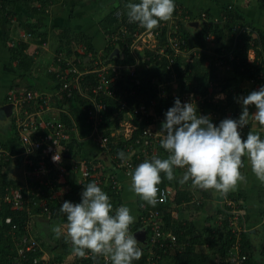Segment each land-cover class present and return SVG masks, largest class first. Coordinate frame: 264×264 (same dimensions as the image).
I'll return each mask as SVG.
<instances>
[{
  "label": "built area",
  "instance_id": "1",
  "mask_svg": "<svg viewBox=\"0 0 264 264\" xmlns=\"http://www.w3.org/2000/svg\"><path fill=\"white\" fill-rule=\"evenodd\" d=\"M115 15L124 22L110 39L117 46L120 40L127 44L129 54L125 60L107 61L99 53L93 60L91 68L87 66L83 68L81 65L85 48L82 45L76 46L70 54L65 50H57L52 68L56 73L57 88H54L53 91H44L15 86L10 87L5 94V102L12 104L13 126L21 141L19 153H14L0 142V225L11 223L8 230L11 232L15 243L14 253L11 254V260L8 264H47L50 262L51 256H57L55 252L50 256L46 251L43 241L34 229L33 221L37 214L46 213L48 217L50 216L52 210L50 198L53 199V202L56 200L59 203L65 201L78 203L77 200L64 199V194L69 191L67 179L71 171L74 172L78 181L92 178V182H96L103 191L112 193V191H119L123 187V179L120 174L131 179L129 173L133 172L145 159L168 154L161 147L160 142L163 139V134L158 133L165 121L164 114L157 110L159 98L169 93L181 95V103H194L198 108V114L210 116L211 119L220 117L224 120L228 115L236 112L235 107H232L231 110L228 108L225 116L220 114L218 108L206 109L203 106L205 101L220 102L221 105L226 104L224 92L223 98H221V91L211 95V88L205 94L194 90L180 93L178 83L175 82L177 81L178 67L183 66L185 62L193 61L194 57H205V52L215 51L213 47L207 49L206 46L194 45L186 41L180 31L183 21L189 23L193 20L205 19L207 16L205 11H202L199 16H192L184 6L177 4V13L173 14L172 19L167 22L162 21L159 27L151 31L140 27L137 23L125 22L123 9L117 10ZM249 29L251 28L248 25L242 26L244 31ZM21 34L22 38L32 36L28 30L21 32ZM213 38L214 35L207 37L209 46L213 45ZM11 44L13 42L9 41V45ZM146 49L155 51L160 59H163V56L166 57L167 63L164 72L167 73V80L154 76L150 86L156 90L150 98V103L147 104L142 101L139 104H131L128 99L134 96L145 83L143 77L146 74L147 66L143 64L144 58L139 53L146 51ZM255 58L256 56L252 59L249 57L250 60ZM209 60L205 57L203 62L208 63ZM90 72H97L99 79L90 86H84L85 74ZM120 79L124 81V85L127 84L126 87L122 85V82H118ZM74 94V97L85 96L89 99L85 104H77L80 112L87 117L86 122L89 128L87 135L81 133L80 124L73 117L74 115L65 111L67 109L64 106L69 103L64 99ZM104 96L119 98L120 109L124 110L118 129H113L114 126L111 127L113 129L112 134L122 133L127 139L132 138L134 130L137 128L134 117L137 115L140 120H143L145 115L153 116V120L147 121L148 123L138 133L135 140L127 144L131 156L123 161L117 153L112 151L110 136L103 133L100 125L103 119L102 110L108 108ZM55 97L62 98L65 104L62 107H56V104L53 103ZM25 104H29L30 107L26 108ZM54 108L59 111L57 115H46L48 111ZM60 113L67 114L69 119L65 120ZM146 131H150V133L146 134ZM87 137L92 138L98 147V151L93 155L103 158V162L94 161L93 155L91 158H87L86 154L72 157L66 150L71 143L79 144V148H83L82 144ZM74 139L75 142H73ZM57 154H59L60 160L54 162L53 157ZM17 155L22 156L23 161L28 164L27 173L29 176H43V174L51 171L52 163L56 164L59 174L58 181L60 182L58 187L53 184V181L44 178H41L38 184H31L30 181L19 185L3 182L2 169L7 168L8 163ZM67 156L71 158V161L67 160L69 163L72 162L71 169L68 162H64ZM158 187L162 194V200L161 196L158 195V203L169 202L174 194L173 187L162 183ZM114 202L112 203L114 206L116 204L122 205L118 199ZM226 202L230 206L232 205L227 221L228 227L234 235V242L229 250V259L231 264H243L248 255L242 251L239 236L240 233L247 230V225L242 220V211L234 205V200L226 199ZM4 204H8L13 210L27 209L29 218L23 222V233L18 234L19 224L13 221L12 216L2 214ZM140 205L141 210L137 218L140 220V225L138 228L130 226V231L134 233L142 228L146 230L147 244L146 246L140 245L143 251L147 253L143 264H164L167 254L175 250H184L188 242L181 240L179 234L172 229L164 228L165 221L161 209L153 208L147 202H142ZM216 224H222V218H218ZM68 244L72 245L70 239ZM37 251L41 253L34 256H30L28 253ZM85 257L93 259V264L95 262L111 264V261L106 260L103 256L93 258L90 252ZM73 263L78 264V262Z\"/></svg>",
  "mask_w": 264,
  "mask_h": 264
},
{
  "label": "trees",
  "instance_id": "2",
  "mask_svg": "<svg viewBox=\"0 0 264 264\" xmlns=\"http://www.w3.org/2000/svg\"><path fill=\"white\" fill-rule=\"evenodd\" d=\"M52 1L53 0H0V20H4V22L9 24L12 21V16L14 17L15 15L19 14L18 9L15 7L16 3L21 4L24 8H26V10H29L33 14H43L45 13V8L49 6ZM257 1L262 7H264V0ZM130 2L139 3L140 0H118L112 10L103 19L105 20V22H103L105 34H107V43L103 51V57L107 61L116 62L120 61V59L125 60L127 54H129V48L124 41L120 40L119 45L117 46L110 38L112 34L117 31V27L119 26L117 23L118 17L115 15V12L119 9H123L124 18H126L128 11L126 5ZM217 3L223 8V22L218 21L215 18L210 7H205V10H203L206 12L207 16L202 25L195 27L194 25L189 24L187 21L182 22L180 31L186 41H189L194 45L203 47L206 46L207 49L213 47L215 51L205 52V57L210 59L208 63H204L203 61L205 57L201 56L194 57L193 61L191 60L189 62H185L183 66L178 67L176 80L178 81L177 83L180 93L187 90H194L205 94L210 91V88L211 95L220 91L225 92L226 104L221 105L220 102L205 101L203 106L206 109L210 107L218 108L220 114L226 116L227 108L232 104L237 105L239 103L240 97H245L254 91L253 89L255 83L258 82L261 85L264 83V25L252 21L247 15L244 17L245 19L242 18V15L244 14L237 7L231 6V3L229 4L227 2H220L219 0H217ZM175 4L176 8L174 14L177 13V4H179V2L175 0ZM191 15L193 16L192 13ZM25 21V29L32 33L31 38L34 39L37 38V36L42 35V31L40 30L44 25L43 18H37L36 21H30L29 18H25ZM243 25H248L251 29L244 31L242 30ZM15 27L17 28V24ZM63 30V33H65L61 35V43L58 50H65L70 54L74 51L76 46L82 45L85 48L82 62L84 66L91 68L93 66V60L99 54V50L94 44L91 36L85 32H70L69 30L66 31L67 29ZM209 35H214V38L212 39V42L214 43L210 46L207 43V37ZM225 38H227L226 42H224ZM10 39L13 42V44L9 45L11 59L18 60L16 66L18 69L22 70L23 75L26 76L29 74L28 69L32 65V56L28 55L26 52L28 41L24 39L17 40L16 38ZM250 48H253L256 51V58L254 60H249L248 51ZM146 51L145 53L140 51L139 54L144 58L143 64L149 67L150 71L144 75L143 82L145 83L142 85V87L137 90V93L134 96L128 99L131 104H139L142 101L146 102L147 104L150 103V98L155 94L156 90L154 87L150 86L154 76L161 77L162 80H167V73L164 72L165 65L167 63L166 57L163 56V59H160L155 51L149 49H146ZM88 56L89 58H87ZM180 58L182 59V57ZM84 66L81 65L83 68ZM53 74V81L56 82L57 77L55 71ZM98 79L99 75L97 72L87 73L83 79L84 86H90L96 83ZM247 80H249V82L255 83H252L250 86H246L244 82ZM118 82H122V85H124L123 80L120 79ZM124 86L126 87L127 84ZM11 87H13V85ZM54 87L57 88L58 84L56 83ZM74 96L75 94L71 97H66L64 100H66L69 104L75 105L78 103L85 104L89 100L85 96ZM176 98L181 100V95H171L169 93L158 99L157 110L160 111L161 114H164L163 118L165 120V114L169 108L174 106ZM104 99L108 104V108L102 110L103 119L100 125L103 129V133L110 136L113 152L117 153L118 155V152L122 150L125 152L126 156L129 157L131 156V153L130 150L127 149V144H130L135 140V138L138 136V133L142 131L145 124L148 123L147 121L153 120V116L145 115L143 120H140L139 116L137 115L134 117L137 128L134 130L132 138L127 139L122 133L112 134L113 129H118L124 110L120 109L121 102L119 98L113 96H104ZM53 103L59 106L65 104V101H63L62 98L55 97ZM25 106L26 108L30 107L29 104H25ZM65 117L67 118V116ZM67 119H69V117ZM211 120L215 125L219 126L222 118H213ZM112 126H114L113 129H111ZM73 142H75V139ZM83 145L84 144H82V147ZM66 150L72 155V157L86 154L82 148H79V144L76 145L75 143H71ZM86 157L91 158L92 156L90 154H86ZM159 158H162V154ZM92 159L96 162L98 160L103 162V158L98 156H94ZM67 160L71 161V158H68L67 156L64 162H68ZM71 164L72 162H68L70 169L72 167ZM51 167V171L43 174V176L32 175L29 179L30 183L38 184L40 182L39 180L44 178L53 181V184L58 187L60 184L58 181V167L54 163L51 164ZM7 168L2 169V178H5ZM162 174L163 173H161V176ZM67 182L69 185V191L64 194V199L77 200V202L80 203L85 185L91 183L92 178L78 181L74 175V172L71 171L68 174ZM161 183H167L163 176ZM41 184L44 185V183ZM186 184L191 185V181ZM123 190L124 188L122 187V189L119 191L115 190L112 191V193L106 192V194H108L110 197V202L115 203L114 201L116 199L122 202ZM176 190L177 191L173 200L167 203H157L156 206H152L153 208L161 209L165 221L164 228L172 229L179 234L181 240H187L188 242L187 247L184 250H175L167 254L165 256L164 264H206L210 262V250L212 249H214L216 256H218V262H216V264H231L229 259V250L233 245L234 235L228 227L227 221L229 214L228 211L231 208L230 205H226L225 207L221 208L222 214L220 217L222 218V224L209 222L206 228V233L203 234V232L200 233L197 231L195 223L192 220L178 219L172 215L173 202L180 203L183 200H189L191 198V194L187 189L176 187ZM50 199V206L52 208L50 216L48 217L46 213L41 216L48 218L52 222L60 220L63 216L66 217L59 211L63 203H59L56 200L53 202V199ZM138 199L139 204L145 202L139 196ZM119 206L120 205L116 204L113 209L115 210ZM139 209L141 210V205H139ZM26 210H13L8 204H4L2 214L5 216H12L13 221L19 224L17 229L18 234L24 232L22 227L23 222L29 218V213ZM10 225L11 223L9 222L0 225V242L3 243V246L0 249V264H8V262L11 260V254L14 253L15 243L13 242L11 232L8 230ZM139 225L140 220L136 219L135 223L132 224L131 227L138 228ZM202 242L208 244L207 250L210 252H205L203 251L204 249L202 250L197 248V245ZM243 243H245V245L247 243V253L250 255L252 253V244L245 237L243 239ZM68 249L72 252V248L69 247ZM28 253L30 256H34L39 255L41 252L37 251ZM57 256L61 255L57 254ZM74 256V262H78V264H93L94 262V260L91 258L79 257L76 255ZM146 256L147 253L143 251L142 258L139 261H134L133 264H143ZM167 257L168 262L166 260ZM248 260L249 259H246V261ZM95 264L101 263L95 262Z\"/></svg>",
  "mask_w": 264,
  "mask_h": 264
},
{
  "label": "crops",
  "instance_id": "3",
  "mask_svg": "<svg viewBox=\"0 0 264 264\" xmlns=\"http://www.w3.org/2000/svg\"><path fill=\"white\" fill-rule=\"evenodd\" d=\"M117 1L118 0H53L52 3L45 8V13L43 14H33L29 10H26L21 4L16 3L15 7L18 9L19 14L14 17L12 16V21L9 24L4 22V20H0V33L2 32L0 34V113L3 116L2 118H5V110L2 107L6 103L5 94L12 85L13 87L40 89L44 91H53L54 88H56L54 86L57 82L53 81L54 71L52 68L54 66L56 51L61 43V35L65 33H63V29H67L66 31L69 30L70 32H85L91 36L99 53L102 55L104 54L103 51L107 43V34H105L103 23L105 20L103 19L112 10ZM177 1L194 16H199V14L205 10V7H210L215 18L223 22V8L217 3V0ZM219 1L231 3V6L237 7L244 14L242 18L247 15L252 21L264 25V7H262L257 0ZM25 18H29L30 21L43 18L44 25L40 30L42 31L41 36H37V38L34 39L31 37L22 38L21 32L26 30ZM204 20L205 19H197L196 21H199L198 26L202 25ZM126 21H128L127 17L125 18V22ZM123 22L124 21H120L119 19L117 20L119 26L123 24ZM16 24L17 28L15 27ZM10 38H16L17 40L25 39L28 41L26 52L28 55L32 56V65L28 69L29 74L26 76L23 75L22 70L17 68L16 64L18 60L11 59L10 46L8 47L6 43L7 40L11 41ZM226 41L227 38H225L224 42ZM248 52L250 59L256 56L255 49L250 48ZM82 65L84 66L83 63ZM252 83L254 84L255 82H249V80L244 82L246 86H250ZM262 84L263 85L258 82L255 83L253 90L255 91V89L264 86V83ZM224 95L226 96L225 92ZM62 106L63 105H56V107ZM64 107L67 109L65 111L72 113L74 115L73 117L80 124L81 133L87 135L89 128L87 126L86 116L80 112L79 105L66 103ZM232 107L236 108V112L228 115L227 118L239 119L242 113V104L240 102L237 105L232 104L228 107L229 110H231ZM256 111L255 105L249 106V124L240 129L243 139L247 138V134L250 131L259 133L261 138L264 139V126L259 125L251 116V114H254ZM58 112L59 111L54 108L48 111L46 115H57ZM60 115L65 120H68L67 114L60 113ZM65 116H67V118ZM13 119V114L11 112V117H9V119L0 120V142L5 144L4 146L8 147L14 153H19L21 150V141L13 126ZM83 144L82 149L86 154L92 156L98 151L96 143L90 137L85 138ZM167 156L168 154H162V158H166ZM243 159L245 166L241 169V172L246 176V182H241L236 190L230 191L227 195H222L214 190L193 188L189 184L181 185L179 179L182 178L186 169H174L175 178L172 181L167 180L164 173L162 176L167 182L166 184L173 186L174 189V194L170 201L173 200L176 194V187L189 191L191 194L189 200H183L180 203H172V215L178 219L192 220L195 223L197 231L200 233H206L209 222L216 223L218 218H221V208L229 205L226 199L234 200V205L242 211V220L247 225V230L240 233L239 236V240L242 243V251L248 255L247 259H249L248 261L245 260L243 264H264V183L260 182L251 171L250 162L247 157ZM28 167V164L23 161L22 156H14L8 165L5 178H2V181L11 185H19L29 181L31 176L27 173ZM120 176L123 179L124 188L122 192V204L128 206L131 209L132 215L137 219L140 214L138 196L130 190L131 179H127L124 174H120ZM66 223V217L64 216L56 222H52L39 214L34 217V229L37 231L38 237L43 241V246L44 248L46 247V251H48L50 256L54 252L61 255L51 256L50 259L52 260L48 264H74L72 261L74 262L75 256L73 252L68 249L69 247L73 248V245H68V240L70 238H66V235H62L57 239L52 231L53 227L57 225L63 226ZM244 237L252 244V253L250 255L247 253V243L246 245L243 243ZM2 246L3 243L0 242V249ZM197 248L204 249L203 251L205 252L211 251L210 262L206 264H216V262H218V256H216L214 249L210 251L207 250V243L202 242L197 245ZM167 259L168 257L166 260Z\"/></svg>",
  "mask_w": 264,
  "mask_h": 264
},
{
  "label": "clouds",
  "instance_id": "4",
  "mask_svg": "<svg viewBox=\"0 0 264 264\" xmlns=\"http://www.w3.org/2000/svg\"><path fill=\"white\" fill-rule=\"evenodd\" d=\"M126 8L129 23L151 31L162 21L172 19L176 4L175 0H140L128 3ZM239 102L243 106L239 119L226 118L217 126L210 116L198 114L194 103H181L176 98L158 132L163 134L160 143L168 156H153L140 163L129 173L130 190L154 207L158 195L162 200L158 187L162 182L161 173L172 181L174 169L179 168L186 169L179 179L181 185L191 181L193 188L227 195L246 182L241 172L244 157L256 178L264 183V139L253 131L243 139L240 131L249 124L251 105L257 109L252 118L264 126V86L240 97ZM118 157L122 161L130 158L122 150ZM59 160V154L53 157L54 162ZM59 211L66 216L67 223L53 227L52 231L57 239L62 235L70 238L74 255L85 257L90 252L93 258L103 256L111 264H133L142 258L141 242L130 231L136 220L131 209L122 204L114 211L109 195L96 182L85 185L80 203L65 201Z\"/></svg>",
  "mask_w": 264,
  "mask_h": 264
},
{
  "label": "water",
  "instance_id": "5",
  "mask_svg": "<svg viewBox=\"0 0 264 264\" xmlns=\"http://www.w3.org/2000/svg\"><path fill=\"white\" fill-rule=\"evenodd\" d=\"M191 24L194 26H198L199 21H192ZM2 107L7 114L11 113V110H12V104L11 103H5ZM133 234L136 236L138 241L141 242V244L143 246H146L147 241H146V230H145V228L136 230Z\"/></svg>",
  "mask_w": 264,
  "mask_h": 264
},
{
  "label": "rangeland",
  "instance_id": "6",
  "mask_svg": "<svg viewBox=\"0 0 264 264\" xmlns=\"http://www.w3.org/2000/svg\"><path fill=\"white\" fill-rule=\"evenodd\" d=\"M144 53H145V51H144ZM146 53H147V51H146ZM148 55V54H147ZM150 71V68L149 67H146V73L147 72H149ZM175 82H178V81H175ZM5 112V111H4ZM5 118H2L3 116L1 115V113H0V120H6V119H9V117H11V113L10 114H7L6 112H5ZM159 158V157H158Z\"/></svg>",
  "mask_w": 264,
  "mask_h": 264
},
{
  "label": "flooded vegetation",
  "instance_id": "7",
  "mask_svg": "<svg viewBox=\"0 0 264 264\" xmlns=\"http://www.w3.org/2000/svg\"><path fill=\"white\" fill-rule=\"evenodd\" d=\"M6 43H7V46L9 47V41H8V40H7V42H6Z\"/></svg>",
  "mask_w": 264,
  "mask_h": 264
}]
</instances>
